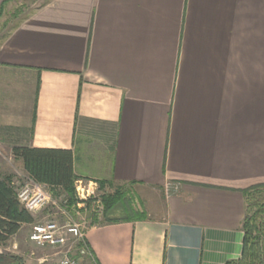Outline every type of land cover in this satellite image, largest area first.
I'll return each mask as SVG.
<instances>
[{"label": "crops", "instance_id": "obj_1", "mask_svg": "<svg viewBox=\"0 0 264 264\" xmlns=\"http://www.w3.org/2000/svg\"><path fill=\"white\" fill-rule=\"evenodd\" d=\"M13 146L70 149L76 178L141 194L147 218L85 229V264L240 259L245 190L264 187V0L32 7L0 37Z\"/></svg>", "mask_w": 264, "mask_h": 264}, {"label": "rangeland", "instance_id": "obj_2", "mask_svg": "<svg viewBox=\"0 0 264 264\" xmlns=\"http://www.w3.org/2000/svg\"><path fill=\"white\" fill-rule=\"evenodd\" d=\"M50 0H11L8 4L0 9V37L3 36L29 9ZM17 158L11 157L8 154H3L0 151V174L1 176H11V185L15 192L25 183V176L27 173L18 169V164L15 162ZM74 188V185H73ZM123 191L125 200L130 203L132 210L144 211L145 201L139 196L137 188L131 184H110L101 187L99 181L97 182L96 190L91 197L80 199L76 196L75 190L72 198L65 192L58 189L49 188L45 184V189L49 193V202L36 214H34V221H41L46 219H54L60 224L67 222L78 223L84 231L90 225L100 223L103 221V202L101 196L103 193H111L116 189ZM251 196L254 198L253 202L257 206H261L264 201V187L253 190ZM118 208V207H117ZM115 207L109 213L110 217H120L125 213L121 208ZM256 208V207H255ZM248 213L251 215L252 211ZM148 215V214H147ZM257 225L260 228L258 236L260 237V246L264 242V214L257 215ZM31 224L23 225L20 230L11 236L7 241L0 243V264H57L61 252L58 248L40 247L30 242L28 235ZM70 242V240H69ZM264 245V244H263ZM72 254L76 256L75 248L70 249ZM81 264H85L84 258Z\"/></svg>", "mask_w": 264, "mask_h": 264}, {"label": "trees", "instance_id": "obj_3", "mask_svg": "<svg viewBox=\"0 0 264 264\" xmlns=\"http://www.w3.org/2000/svg\"><path fill=\"white\" fill-rule=\"evenodd\" d=\"M11 151L13 157L22 161L23 169L30 178L46 184L49 188L61 190L72 198L73 181L76 179L73 172L72 150L13 146ZM10 181V175L0 176V243L7 241L17 233L22 224H30L34 221V216L18 201ZM99 183L101 187L105 185L103 181ZM251 195V192L245 190L246 214L242 224L244 231L242 255L240 259L229 261L226 264H263L258 236L260 228L256 220L258 214H264V201L261 202V206H257ZM124 198L125 194L120 188L111 193L102 194L101 201L104 207L102 222L140 220L148 217L144 211L132 210L130 203ZM115 207H118L117 209L120 207L125 214L120 217H110L109 213ZM252 209L254 210L249 216L248 213ZM82 245H84V240L83 243H78V246Z\"/></svg>", "mask_w": 264, "mask_h": 264}, {"label": "built area", "instance_id": "obj_4", "mask_svg": "<svg viewBox=\"0 0 264 264\" xmlns=\"http://www.w3.org/2000/svg\"><path fill=\"white\" fill-rule=\"evenodd\" d=\"M25 183L16 190L17 199L20 204L32 215L39 212L50 200L49 193L45 189V184L36 182L28 175L25 176ZM76 196L80 199L89 198L96 190L97 182L77 177L73 181ZM176 184H168L167 192L176 191ZM28 238L30 242L40 247L58 248L61 252L57 264H81L84 256L90 254L83 243L84 231L78 223L67 222L60 224L54 219L33 221ZM70 240V242H69ZM76 249V256L70 249Z\"/></svg>", "mask_w": 264, "mask_h": 264}]
</instances>
